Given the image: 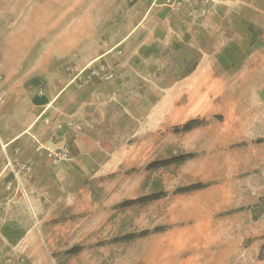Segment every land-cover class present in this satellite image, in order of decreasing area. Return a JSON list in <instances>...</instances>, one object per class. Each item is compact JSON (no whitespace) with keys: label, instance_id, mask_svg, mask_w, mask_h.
<instances>
[{"label":"rangeland","instance_id":"rangeland-1","mask_svg":"<svg viewBox=\"0 0 264 264\" xmlns=\"http://www.w3.org/2000/svg\"><path fill=\"white\" fill-rule=\"evenodd\" d=\"M263 11L264 0H0V214L7 192H14L21 178L6 175L7 170L1 174L5 156L45 154L53 167L43 177L38 218L32 207L21 204L20 192L12 196L19 204L12 218L0 222V262L156 264L161 240L113 242L164 226L157 216L162 213L148 203L119 206L137 198L135 175L145 168L133 157V121L144 120L164 89L195 67L198 28L205 27L206 53L220 57L216 66L225 67L226 59L244 47L240 35L247 26L238 14ZM219 25L217 36L213 27ZM249 29L254 44L262 33L253 24ZM252 50L250 46L247 52ZM134 103L139 104L135 111ZM84 116L100 127L91 156L94 164L105 167L75 176L70 168L57 170L62 155L55 158L84 130ZM123 122L124 136L118 128ZM71 123L82 128L75 130ZM28 125L32 127L26 133L7 144ZM179 148L174 144L165 150L173 157L183 154ZM241 160L243 167L223 180L226 209L212 223L186 228L210 233L211 238L198 240L194 250H182L178 264H264L259 258L264 243V148L254 160L245 155ZM32 164L17 163L29 174ZM173 169L178 175L179 168ZM164 174L157 172L155 193L164 189ZM176 177L167 184L172 193L181 187ZM118 178L124 185H118ZM75 246L83 248L68 254Z\"/></svg>","mask_w":264,"mask_h":264},{"label":"crops","instance_id":"crops-1","mask_svg":"<svg viewBox=\"0 0 264 264\" xmlns=\"http://www.w3.org/2000/svg\"><path fill=\"white\" fill-rule=\"evenodd\" d=\"M238 15L247 26L241 30L240 38L244 42L242 50L234 57L227 58L225 67H217L216 64L221 62L218 61L220 57L206 53L205 27L202 25L198 28L200 36L197 37V47L200 56L195 67L164 89L162 98L148 107L144 120L133 121V157L139 167H145L144 171L140 170L135 175L136 196L155 193L157 172H165L162 185L163 191L168 193L167 196L151 201L148 205L162 213L157 216L167 228L163 232L136 238L143 241L151 238L162 241L161 248L155 254L156 264H178L177 256L182 250H194L199 244L198 240L211 238L210 233L186 231V228L212 223L226 209L228 188L223 185L225 176L234 174L243 167L244 162L241 159L244 155L254 160L256 152L264 148V41L260 40L264 36V20L257 17L264 16V13H248V16L245 13V17ZM252 24L262 33L257 35L254 44V34L249 29ZM220 26L213 27L214 35H220ZM123 42V39L117 42L118 46ZM250 46L253 50L248 53ZM62 92L63 89L57 95ZM138 107L139 104L134 103L132 110L135 111ZM191 119H202L205 122L186 132H170L174 125H183ZM83 123L84 130L69 139V152L67 156L61 157L57 170L59 167H67L71 169L72 175L77 176L93 175V170L98 171L105 167L94 164L91 156L92 149L97 146L95 142L100 136V127L87 118ZM31 127L32 125H28L19 128L7 144L16 142ZM118 128L124 136V122ZM258 139L263 141L258 143ZM174 144L180 147L178 151L181 153H195L196 156L181 164L158 170L146 169L154 160L171 157L165 149H171ZM157 146L160 148L159 152ZM4 160L5 166L1 174L7 170L8 176L20 175L21 184L18 182L14 192H7V199L2 205L6 215L5 212L0 214V222L14 216L13 209L19 203H14L12 196L17 192L21 193V204L32 207L38 218L43 206V177L45 172L50 173L53 168L49 158L40 153L28 154L22 158L9 153ZM19 161L34 163L31 174L30 171L18 168ZM173 168H179L176 170L179 177L173 174ZM173 177L179 178L181 186L205 183L207 187L175 194L167 188ZM119 180L118 178V185H124L123 179L120 180L122 183ZM162 252L168 253L161 257Z\"/></svg>","mask_w":264,"mask_h":264},{"label":"trees","instance_id":"trees-1","mask_svg":"<svg viewBox=\"0 0 264 264\" xmlns=\"http://www.w3.org/2000/svg\"><path fill=\"white\" fill-rule=\"evenodd\" d=\"M204 122H205V120H202V119H191L181 126H176L174 128V131L176 133L186 132V131L192 130L193 128L203 124ZM262 141H263L262 139H258L256 142L260 143ZM195 156H196L195 153H183V154H180L177 156H173L171 158L153 161V162L149 163L146 168L150 169V170H157V169L167 167V166H170L173 164H181V163H183V162H185L191 158H194ZM205 187H207V184H205V183H194L191 185L178 187L175 189L174 193L175 194L186 193V192H190L193 190L202 189ZM167 194H168L167 192L162 191V192H158V193H151V194H147V195H142V196L137 197V198L127 199V200L123 201L119 206L120 207H131L134 205L146 204V203H149L151 201L160 199L164 196H167ZM166 228H167V226H158V227L154 228L153 230L145 229V230H142L139 232L128 233V234L121 236L119 238H115L113 242L131 241V240H134L136 238L148 236L151 233L163 232L166 230ZM82 248H83L82 246H75V247L69 249L67 251V253L68 254H76V253H79L82 250ZM259 258L264 259V243L261 246Z\"/></svg>","mask_w":264,"mask_h":264},{"label":"built area","instance_id":"built-area-1","mask_svg":"<svg viewBox=\"0 0 264 264\" xmlns=\"http://www.w3.org/2000/svg\"><path fill=\"white\" fill-rule=\"evenodd\" d=\"M70 125H71V126L73 127V129H75V130H80V129L82 128L81 125H73V123H71ZM57 127H58L59 129H62V128H63V124H62V123H59V124L57 125ZM48 150H51V148L49 147ZM68 152H69V151H68V148H67V149H65L64 153L56 155V158H55V159L60 158V157H58V156H60V155H62V156H67ZM50 155H51V154H50ZM0 264H2V263L0 262ZM21 264H24V259L21 260Z\"/></svg>","mask_w":264,"mask_h":264}]
</instances>
